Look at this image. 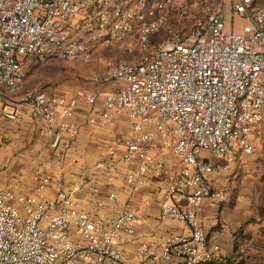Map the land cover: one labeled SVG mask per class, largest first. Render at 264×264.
Listing matches in <instances>:
<instances>
[{
  "label": "built area",
  "instance_id": "obj_1",
  "mask_svg": "<svg viewBox=\"0 0 264 264\" xmlns=\"http://www.w3.org/2000/svg\"><path fill=\"white\" fill-rule=\"evenodd\" d=\"M125 45L134 46L126 50L137 57L87 78L111 85L106 92L80 90L66 97L35 90L21 102L55 159H63L78 136L73 119L79 111L94 128L126 117L131 134L120 154L110 149L96 163L90 192L101 194L98 171L113 174L119 162L133 164L126 186L135 189L145 178L163 183L159 219L187 234L140 243L128 253L125 236L142 222L137 211L123 203L115 215H100L83 208L78 189L62 182L55 197L46 199L51 179L36 173V196L19 194L17 185L0 190V264L222 261L198 217L204 201L225 198V189L213 188L211 180L227 175L240 153L254 154L253 139L262 137L264 0H0V87L7 93L22 89L31 61L88 63L100 48ZM6 118L17 120L13 114ZM107 199L118 204L115 193Z\"/></svg>",
  "mask_w": 264,
  "mask_h": 264
},
{
  "label": "crops",
  "instance_id": "obj_2",
  "mask_svg": "<svg viewBox=\"0 0 264 264\" xmlns=\"http://www.w3.org/2000/svg\"><path fill=\"white\" fill-rule=\"evenodd\" d=\"M95 87L105 89L88 93H104L112 86ZM76 92L64 96L70 97ZM20 102L13 104L0 100L1 191L17 185L19 194L36 196L32 177L36 173H42L51 179V184L43 196L46 199L54 198L58 182L72 186L79 182L82 174H89L90 179L91 175L96 173V163L106 160L110 149L120 154L122 141L131 134V123L126 117L116 115L112 124L94 128L86 123L84 109L79 111L73 119L79 129L78 136L69 152L63 159H59L61 162L56 172L40 163L39 153H31L30 147H26L27 142L35 135L36 140H39L41 126L31 118L30 109ZM6 107L12 112H4ZM7 114L15 115L17 120H8ZM117 127L129 129V133L118 141L114 132ZM261 130V139H264L263 122ZM43 137L49 142L45 136ZM261 139H253L254 154L240 153L229 164L230 172L227 175L211 180L213 188L225 189V198L215 204L204 201L198 217L207 235L209 246H217L220 255L228 259V264H264V140L261 143ZM133 169V164L119 162L113 174L98 171L97 186L101 189L100 196L93 197L87 189L81 188L75 195L76 199L83 208L96 209L104 216L115 215L123 203L138 212L142 222L136 226L133 236H125L124 247L128 253L134 252L140 243L161 244L168 236L187 234L185 229L174 222L159 219L161 199L158 191L163 183L145 178L135 189L126 186L125 176ZM109 193L117 195V205H112L107 199ZM97 201H102L106 205L98 208L95 205ZM173 264L183 263L177 260Z\"/></svg>",
  "mask_w": 264,
  "mask_h": 264
},
{
  "label": "rangeland",
  "instance_id": "obj_3",
  "mask_svg": "<svg viewBox=\"0 0 264 264\" xmlns=\"http://www.w3.org/2000/svg\"><path fill=\"white\" fill-rule=\"evenodd\" d=\"M233 26L234 30L239 32L242 27V23L236 19ZM226 29H230L228 19H226ZM130 48L132 51H134V46L130 45H125L122 48H100L95 52L93 58L88 63L60 59H50L43 63L31 61L27 64L23 72L24 77L22 89L15 93H7L0 87V100L13 104L18 103L25 94L35 90H42L48 94L61 96L72 94L78 90H84L87 92H98V90H104L105 87L97 88L95 85L89 83L87 78L91 75L99 76L110 65L118 62L119 60H132L133 58L137 57L136 53L132 52L131 54L127 52L126 49ZM20 103L21 105H24L22 102ZM4 112H12V110L6 107ZM114 132L117 139L116 141H118V139H122L129 133V129L125 127H117L115 128ZM35 137L36 135L31 141L27 142L28 145L26 147H30L29 152L34 154L39 153V155H41L39 158L40 163H44L46 168L53 169L57 172L56 169L59 168V162H61V160L55 159L53 156H51L50 143L45 141L42 133L41 135L38 134L39 140H36ZM261 140L262 141L260 142L262 143L264 139ZM33 147H38L39 149H35ZM38 170L40 171L41 168ZM80 176L79 182L77 181V184L72 185L78 189L76 193H78L81 188H84L87 189V191L93 197L96 196L89 190L90 179L88 177H90V175L82 174Z\"/></svg>",
  "mask_w": 264,
  "mask_h": 264
},
{
  "label": "trees",
  "instance_id": "obj_4",
  "mask_svg": "<svg viewBox=\"0 0 264 264\" xmlns=\"http://www.w3.org/2000/svg\"><path fill=\"white\" fill-rule=\"evenodd\" d=\"M212 264H228V259L223 258L221 262H218V263H212Z\"/></svg>",
  "mask_w": 264,
  "mask_h": 264
}]
</instances>
